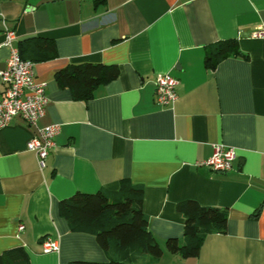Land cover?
I'll use <instances>...</instances> for the list:
<instances>
[{
  "label": "crops",
  "instance_id": "1",
  "mask_svg": "<svg viewBox=\"0 0 264 264\" xmlns=\"http://www.w3.org/2000/svg\"><path fill=\"white\" fill-rule=\"evenodd\" d=\"M5 30L45 84L37 126L60 130L41 169L27 149L35 129L20 118L0 128V254L22 248L30 264L107 262L93 235L70 231L59 202L127 180L143 187L148 229L164 251L156 264L170 254L167 239H183L176 205L185 200L227 210L226 232L208 235L185 264H264V38L252 36L264 30V0H0V71ZM44 39L55 52L41 60ZM230 39L243 56L207 68L210 47ZM81 63L117 66L119 75L77 101L55 73ZM164 73L178 81L167 107L154 94ZM221 144L236 154L225 174L201 165ZM46 237L58 252H43Z\"/></svg>",
  "mask_w": 264,
  "mask_h": 264
},
{
  "label": "trees",
  "instance_id": "2",
  "mask_svg": "<svg viewBox=\"0 0 264 264\" xmlns=\"http://www.w3.org/2000/svg\"><path fill=\"white\" fill-rule=\"evenodd\" d=\"M37 46L49 51L41 60L54 55V44L46 39L37 40ZM22 59L34 61L17 47ZM243 56L236 40H223L210 47L205 55V66L214 69L219 61ZM117 66L99 63L68 65L55 73L59 85L70 89L77 101H88L99 85L116 79ZM176 209L184 218L183 239L165 241V250L183 259H193L199 254L204 239L211 234H224L227 228V210L205 207L192 200L177 203ZM59 211L70 231L93 235L97 245L107 254V262L71 261L67 264H145L150 257L157 263L163 249L148 229V219L143 212V187L122 180L115 190L100 189L95 193L76 192L59 202ZM0 264H30L22 248L10 249L0 254Z\"/></svg>",
  "mask_w": 264,
  "mask_h": 264
},
{
  "label": "built area",
  "instance_id": "3",
  "mask_svg": "<svg viewBox=\"0 0 264 264\" xmlns=\"http://www.w3.org/2000/svg\"><path fill=\"white\" fill-rule=\"evenodd\" d=\"M4 45L9 48V56L5 68L0 71V81L3 90L0 93V128L10 124L14 118L22 119L28 127H33L35 132L27 143V149L33 152L41 169L45 167V161L54 147V139L58 135L60 126L53 124L44 128L37 126V121L45 112L47 98L45 84L35 80L33 62L22 59L17 47L12 46L15 33L5 30ZM254 38L263 39L264 30H259L252 35ZM178 81L171 75L157 74L154 80L155 101L159 106L167 107L177 100L176 87ZM233 148L217 145L211 157L201 165L208 167L218 174H225L232 169L235 159ZM23 226L18 227L19 231ZM44 253L59 251L57 240L46 237L41 241Z\"/></svg>",
  "mask_w": 264,
  "mask_h": 264
},
{
  "label": "rangeland",
  "instance_id": "4",
  "mask_svg": "<svg viewBox=\"0 0 264 264\" xmlns=\"http://www.w3.org/2000/svg\"><path fill=\"white\" fill-rule=\"evenodd\" d=\"M168 254V253H167ZM172 258L171 255H166L162 260H161V263H158V264H181V262L183 264H185L184 262V259L182 260V258L178 259V262L174 263L172 262ZM180 262V263H179ZM153 264H156V263H153Z\"/></svg>",
  "mask_w": 264,
  "mask_h": 264
}]
</instances>
